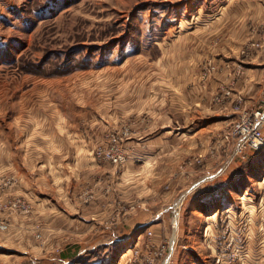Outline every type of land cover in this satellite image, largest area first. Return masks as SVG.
<instances>
[{"label": "rangeland", "instance_id": "374dc122", "mask_svg": "<svg viewBox=\"0 0 264 264\" xmlns=\"http://www.w3.org/2000/svg\"><path fill=\"white\" fill-rule=\"evenodd\" d=\"M193 52L188 93L196 88L203 103L187 101L176 114L167 70L177 73ZM141 85L180 130L198 113L213 130L198 147L183 146L172 166L142 169L124 195L122 172L151 149L144 133L156 121L125 114L124 99L138 106ZM263 110L264 0H0V224L8 226L0 264H165L170 255L167 264H264V147L234 153L236 140L226 139L244 112ZM78 129L92 137L89 156L101 171L72 188L66 215L65 196L46 190V175L64 170L46 167V145L73 143ZM117 144L124 164L98 157ZM163 168H172L166 180H145ZM107 229L125 239L91 250Z\"/></svg>", "mask_w": 264, "mask_h": 264}, {"label": "crops", "instance_id": "0c3cea01", "mask_svg": "<svg viewBox=\"0 0 264 264\" xmlns=\"http://www.w3.org/2000/svg\"><path fill=\"white\" fill-rule=\"evenodd\" d=\"M184 37L188 38L189 41H192L196 36H192V37L184 36ZM197 57L199 56H196L194 52L191 55L188 53V56L178 61L177 66L178 69L181 70H178L177 73H175L174 70H167V72L171 73L173 80L175 82L174 83L175 85L173 87L176 89V91H179V93L175 98V103H174V105H176L177 107L176 114L182 113V115H184L183 106L186 105L187 101L195 102V105H199V103L201 105V102L203 103V101H200V99H198V96L196 97V99L194 97L198 93V91H196V88L191 87L192 88L190 91L191 93H188V86H187L188 83H190V81L193 79L191 73L193 75H195L196 73L198 62H196L195 59H197ZM160 64H161L160 69L164 70L163 68L165 63L163 64V62H161ZM183 68H185L188 71V73L182 70ZM179 73H181L182 75L188 74L187 80H183V82H179V75H178ZM208 85L210 84L207 83L206 86L208 87ZM207 87L205 88L202 87L203 89H201V91L203 90L202 92L205 94L208 91L206 89ZM211 87H215V85H212ZM143 90H145L146 93H144ZM139 91H140L139 97L135 98V100H138L136 101V103H138V106L133 107L134 101L131 98H128V109H127V99H124V110L126 111L125 114H129V115L134 113L143 114L146 111V114L153 115L156 118V121L149 128V130L146 133H144L146 135V138H145V143L143 145L144 147L150 146L151 149L146 150V152H144L141 156H134L133 159H131V161L129 162L128 166L124 168L125 171L122 172V175L120 177L121 182L118 184L119 186L117 189L120 192H122L124 195L125 194L129 195L132 193V185H134L132 180L136 178L135 177L136 174H142L143 171L145 172V168L147 171L149 170L148 167H153L150 170V175H152L153 171L158 170L156 166L163 164H170L172 166L173 163L175 162L174 161L175 158L179 155V150H182L183 146L187 145L188 148H192L193 145H195L196 147H198V143L204 140L203 138L204 135L206 133H209L210 130H213L211 129L210 124L212 122L210 123V118L198 113L197 118L195 119V121L193 120V123H191V125H183V126L180 125V127H182V130L183 131L185 130L187 135L183 134L184 132H180L182 130H180V128L177 126L178 124L177 119L174 121L172 117L169 118V120L168 118L163 117L164 114L162 113L161 107L164 105L162 104V102L159 105H157L156 96L154 97L155 102L148 103L149 100L152 99V95L149 94L147 86L141 85ZM197 99L198 101H194ZM146 103L147 106L145 105ZM152 106H154L155 108L152 109ZM180 108L182 109L179 110ZM216 119L217 118H215V120ZM168 121H170V123ZM79 130L80 129H78V132L76 131L74 133L71 139L69 138L70 140L74 139L73 143H62L58 146L51 144L46 145V167L50 165H54L55 162L62 164V166L64 167V170H60L59 171L60 174L57 176L54 175L53 178H51L50 176L48 177L46 175V190L50 188L54 190V193L57 192L59 196H65L64 204H62L61 202L59 203L60 205L65 207V209H61L65 214L66 213L68 214L69 209L73 208L71 204V198H69L70 191H72V188L75 189L80 184H83L85 180L91 179L90 176L91 177L99 176L97 174H99V172L101 171L94 157L89 156V153H91L92 149L94 148L93 141L90 140L92 137L91 136L88 137L87 135L88 132L79 131ZM94 131L92 130L91 133L94 134ZM96 131L98 132V129ZM181 134L185 136H181ZM97 143L98 141H96V144ZM48 146H50V150H48L49 149ZM48 151L51 153H49ZM70 166L72 167V169L69 168ZM67 169H71L72 171H67ZM142 169L144 170L142 171ZM171 169L170 168L161 169V171L158 172V175H160V177L157 179L150 177V175H146L145 180L148 179L147 177H149V179L152 180L150 183H153V181L157 183V180L159 179L166 180V178L163 176V173L166 172V174L168 175V172ZM49 171L51 170L49 169ZM150 186H152V184H150ZM27 187H29L28 183H27ZM190 187L191 186H188L185 190L190 189ZM54 209L55 208L53 207H46V210H50L52 212L55 211ZM124 239L125 236H122L120 238H115L113 234L112 235L109 234V229H107L106 233L104 230L103 234L98 236L96 241L93 242L91 250L99 249V251H101L100 249H102L103 247V250L107 252L110 248H112L114 244L119 243ZM260 242L262 243V239ZM195 258L198 259V255L197 256L195 255ZM252 258H253V252L250 251L246 255V260L249 261V259ZM63 261L66 260L63 259ZM243 261L242 263L239 264H249ZM66 262L70 263L68 261Z\"/></svg>", "mask_w": 264, "mask_h": 264}, {"label": "built area", "instance_id": "2783aa9c", "mask_svg": "<svg viewBox=\"0 0 264 264\" xmlns=\"http://www.w3.org/2000/svg\"><path fill=\"white\" fill-rule=\"evenodd\" d=\"M262 125H264V110L262 112L257 111V113L253 115L252 114L249 115L248 113L244 112L242 114V117L237 121L231 133L226 134L227 140L230 139L234 141L236 140V143L234 145V153H237L238 151H242V149H245L247 147H249L252 151L261 150L264 147V136H262L261 135L262 133L259 131ZM98 157L106 161H109L115 165L124 164L126 161V157L120 150L118 144L112 150H108L107 153L105 152L98 153ZM233 158L234 155L230 158L228 162L231 163ZM226 167L227 166H225L224 169H221L216 173L207 175L205 178L201 179V181L195 183L189 189V191L186 192V194L184 195L186 196L187 194L191 193V191H194L197 188H199L202 184L207 183L221 176L225 172ZM7 228H8L7 225L0 224L1 230H7ZM170 258L171 255L168 257V259H166L165 264L168 263ZM218 262L219 264H221V261Z\"/></svg>", "mask_w": 264, "mask_h": 264}, {"label": "bare ground", "instance_id": "6f19581e", "mask_svg": "<svg viewBox=\"0 0 264 264\" xmlns=\"http://www.w3.org/2000/svg\"><path fill=\"white\" fill-rule=\"evenodd\" d=\"M175 246H174V243H173V247H172V250H173V248H174Z\"/></svg>", "mask_w": 264, "mask_h": 264}]
</instances>
